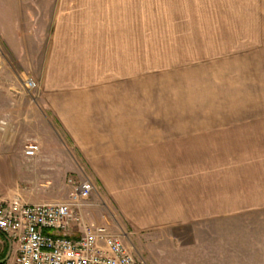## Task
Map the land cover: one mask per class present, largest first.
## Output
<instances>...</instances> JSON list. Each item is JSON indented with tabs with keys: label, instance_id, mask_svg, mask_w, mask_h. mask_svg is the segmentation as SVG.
Instances as JSON below:
<instances>
[{
	"label": "crops",
	"instance_id": "1",
	"mask_svg": "<svg viewBox=\"0 0 264 264\" xmlns=\"http://www.w3.org/2000/svg\"><path fill=\"white\" fill-rule=\"evenodd\" d=\"M26 1L56 9L49 18V34L41 33L46 20L40 25L32 17L26 27L13 10H0L1 37L11 54L25 61L38 88L34 99L19 91L17 82L6 78L0 53V110H5L0 121L8 123L0 147L9 146L18 112L25 108L26 117L32 116L37 100L41 113L53 118L140 232L187 225L192 242L185 246L178 238L172 241L175 264H264V114H148L141 91L146 79L139 70L132 75L136 42H131L123 15L106 14V8L224 4ZM25 3L0 0V8ZM195 118L221 125L218 130L177 126ZM14 164L13 173L19 176L23 162ZM10 198L0 189V202Z\"/></svg>",
	"mask_w": 264,
	"mask_h": 264
},
{
	"label": "rangeland",
	"instance_id": "2",
	"mask_svg": "<svg viewBox=\"0 0 264 264\" xmlns=\"http://www.w3.org/2000/svg\"><path fill=\"white\" fill-rule=\"evenodd\" d=\"M22 1L26 3L0 10L8 14L13 10L26 27L32 17L40 25L46 20L41 33L49 34V18L56 8ZM211 2L224 5L106 8V14L124 16L131 42H136L132 75L139 70L140 78L146 79L141 91L146 95L148 114H264V0ZM0 53L6 60V78L34 99L38 88L30 92L24 86L28 79L34 80L33 74L27 73L25 61L11 54L1 34ZM35 101L34 114L26 117L25 108L22 114L19 111L9 146L0 147L3 196L13 199L20 193L21 200L29 204L66 202L68 180L89 177L96 192L81 209L86 222L121 236L134 249L140 264H175L178 258L172 241L176 243L178 238L185 246L192 242L187 225L140 232L132 223L133 217L108 195L53 118L42 114ZM4 113L0 110V119ZM220 123L195 118L181 120L177 126L218 130ZM3 134L0 132V138ZM31 145H38L40 151L34 160L27 161L25 152ZM18 161L23 164L16 176L14 162Z\"/></svg>",
	"mask_w": 264,
	"mask_h": 264
},
{
	"label": "built area",
	"instance_id": "3",
	"mask_svg": "<svg viewBox=\"0 0 264 264\" xmlns=\"http://www.w3.org/2000/svg\"><path fill=\"white\" fill-rule=\"evenodd\" d=\"M36 87L32 79L25 82L27 91ZM7 125L1 120L0 132ZM39 151L31 145L25 154L34 158ZM68 187L66 202H0V264H140L121 236L84 219L81 209L96 192L94 181L71 178Z\"/></svg>",
	"mask_w": 264,
	"mask_h": 264
}]
</instances>
